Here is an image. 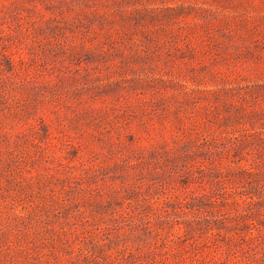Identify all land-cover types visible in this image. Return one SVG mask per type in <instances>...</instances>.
<instances>
[{"label": "rangeland", "instance_id": "rangeland-1", "mask_svg": "<svg viewBox=\"0 0 264 264\" xmlns=\"http://www.w3.org/2000/svg\"><path fill=\"white\" fill-rule=\"evenodd\" d=\"M0 264H264V0H0Z\"/></svg>", "mask_w": 264, "mask_h": 264}]
</instances>
